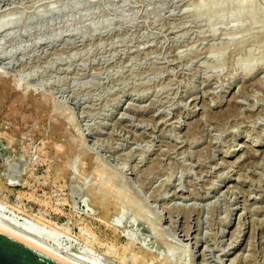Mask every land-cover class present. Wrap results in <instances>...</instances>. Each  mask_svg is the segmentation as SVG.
I'll return each mask as SVG.
<instances>
[{
  "label": "rangeland",
  "instance_id": "obj_1",
  "mask_svg": "<svg viewBox=\"0 0 264 264\" xmlns=\"http://www.w3.org/2000/svg\"><path fill=\"white\" fill-rule=\"evenodd\" d=\"M201 1L0 0L1 212L90 257L84 224L173 264H264V1Z\"/></svg>",
  "mask_w": 264,
  "mask_h": 264
},
{
  "label": "bare ground",
  "instance_id": "obj_2",
  "mask_svg": "<svg viewBox=\"0 0 264 264\" xmlns=\"http://www.w3.org/2000/svg\"><path fill=\"white\" fill-rule=\"evenodd\" d=\"M209 0H202L200 3H198V5L200 4V6L198 7L199 9V11L203 8V7H205L206 5H207V2H208ZM215 1H217V6L220 4V6L224 3L225 4V2H227V1H225V0H215ZM251 1L252 0H229L226 4H228L229 2H237V10H238V12H239V15L242 17L243 16V12H246L247 11V9H246V11H245V8H247L248 6H251ZM264 1V0H263ZM209 3H210V1H209ZM211 3H212V1H211ZM210 3V4H211ZM230 3V4H231ZM232 3V4H233ZM213 4V3H212ZM214 4H216V2L214 3ZM213 4V5H214ZM229 4V6H231ZM197 5V4H196ZM215 6V5H214ZM235 8V9H236ZM251 8V7H250ZM233 9V8H232ZM232 9H230V10H232ZM249 9V8H248ZM212 16V15H211ZM259 22H263V21H261V20H259ZM1 27H3V25H0V28ZM20 84V83H19ZM24 93V92H23ZM24 95H26V92H25V94ZM23 95V96H24ZM24 98V97H23ZM20 99V98H19ZM14 106V105H13ZM20 113V112H19ZM23 114V113H22ZM22 117V116H21ZM25 117V116H24ZM29 117V116H28ZM23 118V117H22ZM21 118V119H22ZM72 120V119H71ZM71 120H70V122H71ZM9 138V137H8ZM23 141V140H22ZM70 144V143H69ZM59 147V146H58ZM62 147H64V146H61V150L60 151H62ZM71 147V146H70ZM72 148V147H71ZM64 149V148H63ZM69 150H70V148H69ZM73 150V149H72ZM59 151V152H60ZM71 152H73V151H71ZM66 155V154H65ZM35 157V156H34ZM61 160V159H60ZM74 162V161H73ZM80 166V165H79ZM95 166V165H94ZM102 168V167H101ZM62 169H64V168H62ZM95 171V170H94ZM60 172V171H59ZM101 172V171H100ZM103 172V171H102ZM83 173H85V172H83ZM209 174V173H208ZM59 175V174H58ZM80 176V175H79ZM99 176V175H98ZM97 176H95V178H96ZM182 177V176H181ZM99 179H100V177H99ZM112 179V178H111ZM108 184V183H107ZM104 185H105V183H104ZM112 185V184H111ZM260 185V184H259ZM6 186L5 185H1L0 184V191H2L4 188H5ZM110 187L111 186H109V189H110ZM108 189V188H107ZM15 195L17 196V199H19L20 197H22V193L21 192H19V191H17V192H15ZM121 196V195H120ZM5 197L3 196V198L2 197H0V206H2V207H0V208H2L1 210H3V209H8L7 207H8V204H10V203H8L7 202V200L5 201V199H4ZM108 199V198H107ZM111 198L109 197V200H110ZM108 200V201H109ZM114 200V199H113ZM18 201V200H17ZM107 201V200H106ZM107 201V202H108ZM20 202V201H19ZM110 202V201H109ZM111 202H112V200H111ZM113 203V202H112ZM7 204V205H6ZM114 204V203H113ZM4 205V206H3ZM103 205V204H102ZM115 205V204H114ZM113 205V206H114ZM10 206V205H9ZM104 206H107L105 203H104ZM4 207V208H3ZM109 207H111V205H108V208ZM116 208V207H115ZM114 208V209H115ZM113 209V208H112ZM11 212H12V216H10V215H7L5 212H1L0 211V231H2V232H4V233H6V234H8V235H10V236H12V237H14V238H16V239H18V240H20V241H22V242H24V243H26V244H28V245H30V246H32V247H34V248H36V249H38V250H40V251H42V252H44V253H46V254H48V255H51V256H53V257H55V258H57V259H59V260H61V261H63V262H65V263H67V264H102L103 262H101L102 261V259H101V261H100V258H103V255H105V256H107V255H109V253L110 254H113L111 257H113L114 256V260L116 259L120 264H129V263H131V264H173V262L171 261L170 262V260H168L167 258H164V257H162V256H157V255H153V254H150V253H148L149 251H147L145 248H144V250L143 249H137L136 247H134V248H132L131 246H130V244L131 243H129V241L127 240V241H125L124 242V244L125 245H121L122 246V248H120L119 246V248L121 249L119 252H116L115 251V249L116 250H118L117 249V243H115V245H113V240L112 239H110L111 240V243H110V241H109V239H103V238H101V235L95 230V228L91 225V224H84V230H86L85 232H90V234L92 235V237L90 238V239H92V238H94L93 239V241L95 240V242H96V244L97 243H105L104 245H106L105 247L107 248L106 249V251H107V255H106V251L103 253V255L99 258V256H97L96 254L97 253H99L98 251H97V253L95 254V251H96V248H94V245H93V248H92V246L90 247V248H88V249H90V252L92 253V249H95L93 252L94 253H92V255L93 254H95V255H93V256H96V257H94V258H92V257H90V255L89 254H86V255H89V256H86L85 254H82L81 253V251L80 252H78L77 250V252H72L71 250H70V248H69V246L67 247V246H65V244H64V241L65 240H68L69 242L70 241H73V240H75V241H73V244H74V242H80V241H76V239L78 238V236L76 237V239H73V237L69 234V231L67 232V229H68V227L66 226V229L65 228H63V230H61L62 228H61V226H59V227H57V225L58 224H56V223H54L55 221H51V220H48V219H46V217H45V214L44 215H40V213H39V215L38 216H36L37 214H35L34 216H32V214L33 213H27L23 208H22V206L20 205V203H18L17 202V204H12V206H11ZM60 210V209H59ZM106 210V209H105ZM107 211H108V209H107ZM111 211V210H110ZM115 211V210H114ZM116 211H117V208H116ZM103 212V211H102ZM118 212V211H117ZM109 213V212H108ZM108 213H106V216L105 217H109V215H108ZM115 213V212H114ZM8 214H9V211H8ZM104 214V213H103ZM111 214V213H110ZM117 214V213H116ZM116 214H115V216H116ZM242 214V213H241ZM105 215V214H104ZM111 216H113V215H111ZM103 217V216H102ZM101 217V218H102ZM104 217V218H105ZM108 217L107 218H105L106 220H108ZM18 218H19V220H18ZM110 218V217H109ZM50 219V218H49ZM103 220V219H102ZM110 223V220H108L107 221V223ZM108 223V224H109ZM56 224V225H55ZM113 225V224H112ZM80 226V225H79ZM106 226H107V224H106ZM113 226H115V225H113ZM63 227V226H62ZM43 229V232L45 231V233H46V229L48 230L47 231V233H48V235H49V232L51 233V234H53V235H57L58 237H59V235H60V238H64V240L63 241H61V242H58V243H55L54 242V239H50V237L49 238H47V237H45L44 235H46V234H44L43 235V233L41 232V231H38L37 229ZM115 228V227H114ZM114 228H113V230H114ZM116 229V228H115ZM69 230V229H68ZM81 230H82V226H81ZM189 231H190V229H189ZM83 232V231H82ZM85 232H83V234H82V236L84 235V233ZM116 232H117V229H116ZM115 231H114V233H116ZM186 232V231H185ZM118 233V232H117ZM120 233V232H119ZM121 234H123V233H121ZM87 235V237L88 238H85V247H87L86 245V240L88 241V244H89V241H92V240H90L89 239V236L90 235H88V234H86ZM54 236V237H55ZM62 236V237H61ZM74 236V235H73ZM119 236V235H118ZM183 236H185V237H187L188 236V233L186 232ZM83 237H85V236H83ZM83 237H81V239L83 240ZM52 238V237H51ZM57 238V237H56ZM81 240V241H82ZM118 240H119V238H118ZM117 240V241H118ZM60 241V240H59ZM84 241V240H83ZM180 241V240H179ZM115 242H116V240H115ZM230 242V241H229ZM90 243H93V242H90ZM99 243V244H100ZM73 244H72V246H73ZM78 244V243H77ZM84 244V242L82 243V245ZM103 244H101V246H104ZM111 244V245H110ZM66 245H67V243H66ZM89 245H92V244H89ZM84 246V245H83ZM98 246V245H97ZM100 246V245H99ZM89 247V246H88ZM113 247H116V248H114V249H112ZM75 248V247H74ZM103 248V247H102ZM139 248V247H138ZM76 249H77V247H76ZM80 249H81V247H80ZM79 249V250H80ZM87 249V250H88ZM113 250V252H115V253H113L112 252V250ZM72 250H74V249H72ZM87 250H85L84 249V252L85 251H87ZM204 250V249H203ZM83 251V250H82ZM108 251H110V252H108ZM199 251V250H198ZM88 253H89V251H87ZM102 252H103V250H102ZM152 252V251H151ZM192 252V251H191ZM90 253V254H91ZM190 253V252H189ZM193 253H195V252H193ZM154 254H155V252H154ZM191 254V253H190ZM225 254V253H224ZM201 256V255H203L202 254V252H200V254H198V256ZM192 257L194 256V254L193 255H191ZM107 258H108V256H107ZM103 260H105L104 258H103ZM109 260V259H108ZM220 260V259H219ZM111 261V260H110ZM112 262V261H111ZM113 263H114V261H113ZM114 264H117V263H114ZM179 264V263H178Z\"/></svg>",
  "mask_w": 264,
  "mask_h": 264
},
{
  "label": "water",
  "instance_id": "obj_3",
  "mask_svg": "<svg viewBox=\"0 0 264 264\" xmlns=\"http://www.w3.org/2000/svg\"><path fill=\"white\" fill-rule=\"evenodd\" d=\"M0 264H67L0 231Z\"/></svg>",
  "mask_w": 264,
  "mask_h": 264
}]
</instances>
